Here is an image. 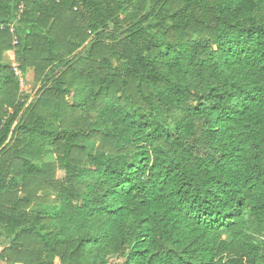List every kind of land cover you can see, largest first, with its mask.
Listing matches in <instances>:
<instances>
[{
  "label": "trees",
  "instance_id": "1",
  "mask_svg": "<svg viewBox=\"0 0 264 264\" xmlns=\"http://www.w3.org/2000/svg\"><path fill=\"white\" fill-rule=\"evenodd\" d=\"M0 229L7 264H264V0H0Z\"/></svg>",
  "mask_w": 264,
  "mask_h": 264
},
{
  "label": "rangeland",
  "instance_id": "2",
  "mask_svg": "<svg viewBox=\"0 0 264 264\" xmlns=\"http://www.w3.org/2000/svg\"><path fill=\"white\" fill-rule=\"evenodd\" d=\"M5 63H7L10 66L17 64L15 61V56L12 52L6 55ZM21 85H22V96L29 97V99L35 98L36 93L41 87L40 85H36L34 83L32 75L28 76V79H22ZM3 232L4 231L0 229V253L8 245V241L6 240L5 236H3ZM0 264H7V263L0 261Z\"/></svg>",
  "mask_w": 264,
  "mask_h": 264
},
{
  "label": "built area",
  "instance_id": "3",
  "mask_svg": "<svg viewBox=\"0 0 264 264\" xmlns=\"http://www.w3.org/2000/svg\"><path fill=\"white\" fill-rule=\"evenodd\" d=\"M13 53V52H12ZM14 54V53H13ZM12 68L14 69L16 75L22 80L23 79V76H22V73L21 71L19 70V66L17 64H14L12 66Z\"/></svg>",
  "mask_w": 264,
  "mask_h": 264
}]
</instances>
